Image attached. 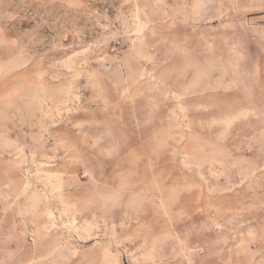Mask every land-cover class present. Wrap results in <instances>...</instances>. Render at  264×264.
Listing matches in <instances>:
<instances>
[{
    "label": "rangeland",
    "instance_id": "374dc122",
    "mask_svg": "<svg viewBox=\"0 0 264 264\" xmlns=\"http://www.w3.org/2000/svg\"><path fill=\"white\" fill-rule=\"evenodd\" d=\"M0 249L264 264V0H0Z\"/></svg>",
    "mask_w": 264,
    "mask_h": 264
},
{
    "label": "crops",
    "instance_id": "0c3cea01",
    "mask_svg": "<svg viewBox=\"0 0 264 264\" xmlns=\"http://www.w3.org/2000/svg\"><path fill=\"white\" fill-rule=\"evenodd\" d=\"M15 256H16L15 254L11 255L10 252L8 251L4 252V251H1L0 249V264H16L11 259Z\"/></svg>",
    "mask_w": 264,
    "mask_h": 264
}]
</instances>
